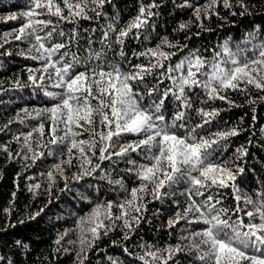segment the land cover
Masks as SVG:
<instances>
[{
    "label": "snow or ice",
    "instance_id": "snow-or-ice-1",
    "mask_svg": "<svg viewBox=\"0 0 264 264\" xmlns=\"http://www.w3.org/2000/svg\"><path fill=\"white\" fill-rule=\"evenodd\" d=\"M106 3L111 4L112 0H28V10L20 13L23 20L20 27L0 36L3 40L0 48L11 43L9 37L29 45L18 54L37 61L40 67L27 69L28 80L51 102L50 106L31 110L25 107L17 113L21 124L25 122L24 117L38 121L30 131L14 137L20 141L22 136L24 148L31 154L24 155L23 159H31L34 165L46 153L56 157L58 162L51 165L46 175L52 183L57 175L63 177L66 187L63 166L72 167L75 161L79 172L73 174V179L79 181L99 172L101 180L118 185L124 193L115 201L96 203L79 218L80 234L76 241H69L79 245L77 261L83 264L88 258L87 251L101 239V230L107 236L119 227L122 238L130 240L145 219L147 205L169 199L175 210L168 217L166 227L176 229L182 221L184 227L178 229L175 244H139L142 251L135 259L141 264H181L180 254L188 264H264V187L255 190L254 195L244 191L236 183L244 169L235 165L234 160L221 158L228 147L222 141L239 135L242 129L236 125L206 132L205 126L211 125L220 110L194 108L192 99L196 96L201 105L222 100L239 107L226 95L232 91L249 96V105L256 104L257 100L264 102V95L257 98L250 95V88L264 93V39L261 38L264 31L257 27L247 32L235 48L229 37L203 50L210 51L211 56L164 36L155 47L133 50L132 58L138 61L143 58V61L132 63L124 50L126 41H140L141 36L144 41L150 39V33L144 29L149 19L158 15L152 9L160 5L156 0L147 4L141 0L137 14L127 22L121 24L118 14L111 19L105 17L108 22L101 26L96 40L92 38L96 29H85L89 35L82 37L79 21L92 20L94 17L89 12L95 13V18L104 15L101 10ZM220 3L226 9L233 8L231 0H207L203 5L184 0L179 7L193 9L192 15L199 22L197 26L203 31H212L205 28L202 17H219L216 7ZM236 6L243 9L240 15L248 12L245 0H236ZM231 15L237 13L232 11ZM17 18L15 14L0 17ZM64 23L73 27L65 31ZM192 23V20L182 22L178 30L185 31ZM81 39H86V47L80 45ZM93 44L100 47L95 48ZM186 48L188 51L172 63L173 57ZM109 53H114L113 58H109ZM4 54L11 55V52ZM16 83L19 85V81ZM193 110L200 117V122L195 124L191 123ZM34 134L39 137L35 141L37 148L45 149L46 153L33 148ZM3 151L8 149L5 147ZM234 155L246 156L247 150L242 145ZM104 161L130 165L120 171L130 175L134 186L129 188L123 178L113 179L111 169L101 168ZM230 163L233 167H229ZM178 186L182 188L179 195L184 197L183 202L174 199ZM33 188L39 189L40 184L30 186L29 190ZM221 189H231L235 207L224 204ZM40 212L31 218L35 219ZM153 215L158 216L159 212ZM65 235L67 232L60 234L54 243L59 245ZM15 243L28 248L21 240ZM124 251L132 255L127 247ZM0 264H12V260L0 255Z\"/></svg>",
    "mask_w": 264,
    "mask_h": 264
},
{
    "label": "trees",
    "instance_id": "trees-1",
    "mask_svg": "<svg viewBox=\"0 0 264 264\" xmlns=\"http://www.w3.org/2000/svg\"><path fill=\"white\" fill-rule=\"evenodd\" d=\"M150 2L151 0H143L145 4ZM183 2L184 0H156L160 7L152 11L158 15L152 16L148 26L144 29L145 32L150 33V39L144 41L143 36L140 41L128 39L124 50L129 58H132L133 50L139 51L143 46L155 47L159 38L164 36L172 41H179L180 44H187L188 48H199L202 54L211 56L210 51L204 52L203 50L211 49L229 37L232 38V47L235 48L236 43L241 41L247 32L257 27L264 31V0H245L248 12L244 15H240L243 9L236 6V0H231L232 9H226L220 3L216 7L219 17L216 15H212L211 19L202 17L205 28L212 31H203L199 28L197 26L199 22L192 15L193 9L179 7ZM140 3L141 0H112L111 4L106 3L104 9L101 10L104 13L101 17L95 18V13L89 12V15L94 18L79 21L80 35L86 37L89 33H86L85 29H96L97 31L92 34L93 40H96L100 36L101 26H106L108 22L105 17L111 19L118 14L120 23L123 24L137 14ZM189 3L203 5L207 3V0H189ZM27 10L28 0H0V17L6 18L12 14L18 17L16 20L0 19V36L19 28L23 22L20 13ZM232 11H235L237 15H231ZM189 20L193 21L190 27L185 31H179V25ZM63 27L67 31L73 25L64 23ZM261 38L264 39V36ZM9 40L11 43L0 48V255L11 259L12 264H79L76 257L79 245L69 243V241H76L80 234L77 227L79 218L85 216L96 203L107 200L115 201L118 196L122 198L124 193L120 192L118 185H110L106 180H101L99 172L84 176L79 181L73 179V174L79 172L75 161L72 167L63 166L64 176L67 177V187L65 179L59 175L56 176L55 183L50 182L46 174L51 165L58 161L56 157L48 156L45 149L37 148L35 141L39 137L36 134H34L32 146L37 151H45V156L38 159L34 165L31 159H23L24 155L30 156L31 154L27 153V149L24 148L23 137L21 136L20 141H16L14 137L20 133H27L38 121L24 117L25 122L21 124L17 119V113L25 107L31 110L50 106L51 102L28 80L27 69L40 67L37 61L26 59L18 54L21 50H26L29 45L26 42L12 40L11 37ZM2 42L3 40H0V43ZM80 45L86 47V39H81ZM93 47L99 48L100 45L93 44ZM241 47H246V45L241 44ZM116 48L118 50L119 46ZM188 48L173 57L172 63L178 61L188 51ZM6 52H11V55L4 54ZM248 54L251 55V53ZM113 56L114 53H109L110 59ZM115 59L119 60V57L115 56ZM141 61L143 58L140 61L132 58V63ZM44 83L48 84L47 79ZM167 83L168 81H165V84ZM161 87L163 88L164 85ZM48 90L58 91L52 88ZM196 91L200 92L199 89ZM226 95L240 106H230L222 100L209 101L201 105L199 99L192 96L195 101L194 108L205 107L220 110L211 125L205 126L206 132L224 130L236 125L242 129L239 135L222 141L228 147L226 151H223L221 158L234 160L235 165L244 169V172L237 176L236 183L244 191L254 195L255 190L264 187V133L261 132V129H264V102L257 100L256 104L249 105L247 95L232 91H228ZM250 95L257 98L264 93L250 88ZM200 96L203 97L202 92ZM167 107L170 109L171 104L169 103ZM190 115L191 123L200 122V117L194 110L190 112ZM21 116L23 117L24 114L21 113ZM253 116L256 117L255 120ZM242 145L246 148L247 155L243 157L234 155L236 148ZM5 147L8 149L7 152L3 151ZM9 152L12 153L11 157H9ZM94 162L98 163L95 160ZM128 167L130 165L125 162L112 164L110 161H104L101 164V168L111 169L113 179L123 178L127 186L131 188L134 184L130 175L120 171ZM229 167H233V164L230 163ZM35 184H40V188H33L30 191V186ZM181 190L182 188L178 186L174 199L183 202L184 197L179 195ZM220 191L224 194L222 196L224 204L235 207L231 189ZM147 207L148 211L144 213L145 219L135 233L131 234L130 240L126 241L122 238L123 233L119 227L110 231L107 236H104L101 230V239L95 242V247L87 251L88 258L83 264H113V261H117V264L121 262L122 264H141L135 259L136 254L142 251L138 247L139 244L145 242L160 245L165 242L175 244L176 237L179 235L178 229L184 227V222L177 225L176 229L166 227L168 217L175 210L171 200L166 199L164 203L153 201ZM41 209H43L42 212H40ZM37 212H40V215L32 219L31 217ZM153 212H159V215H153ZM119 223L117 221V224ZM65 232L67 235L61 243L59 245L54 243L59 235ZM169 232L172 233L171 236ZM17 240L27 244L28 248L18 247L15 243ZM124 247H127L132 255L125 253ZM178 258L181 264H188L183 254H180Z\"/></svg>",
    "mask_w": 264,
    "mask_h": 264
}]
</instances>
